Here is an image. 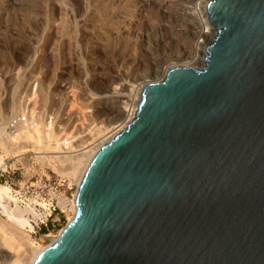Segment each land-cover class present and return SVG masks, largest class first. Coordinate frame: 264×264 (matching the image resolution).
<instances>
[{
	"label": "water",
	"instance_id": "95a60500",
	"mask_svg": "<svg viewBox=\"0 0 264 264\" xmlns=\"http://www.w3.org/2000/svg\"><path fill=\"white\" fill-rule=\"evenodd\" d=\"M206 9L204 67L143 87L34 264H264V0Z\"/></svg>",
	"mask_w": 264,
	"mask_h": 264
},
{
	"label": "rangeland",
	"instance_id": "374dc122",
	"mask_svg": "<svg viewBox=\"0 0 264 264\" xmlns=\"http://www.w3.org/2000/svg\"><path fill=\"white\" fill-rule=\"evenodd\" d=\"M139 1L0 0V157L6 163L0 185L16 200L5 205L28 202L44 219L29 232L0 209V250L7 256L0 264L20 257L30 264L40 234L63 229V205L73 204L78 188L70 173L76 155L120 132L145 83L161 81L170 66L204 67V58L185 60L204 43L197 48L202 40L176 31L177 14L153 2L141 8ZM202 1L188 5L186 16L195 23Z\"/></svg>",
	"mask_w": 264,
	"mask_h": 264
},
{
	"label": "bare ground",
	"instance_id": "6f19581e",
	"mask_svg": "<svg viewBox=\"0 0 264 264\" xmlns=\"http://www.w3.org/2000/svg\"><path fill=\"white\" fill-rule=\"evenodd\" d=\"M118 1H120V0H118ZM193 1L194 0H189V3H188L186 0H140L139 2L141 3V5H140L141 8H142V6L144 7L147 4H150V3L153 2L155 4V6L157 5L156 8H158L160 11L169 10V11H172V13L174 12L173 14H175V15L177 14V17L181 20L182 23H181V25L179 24L180 26H178L176 31L178 33L183 34L184 36H188V37H190L192 34H194L195 35V39H194L195 41H197L199 39L202 40L200 42H198V41L196 42L195 46H197V48H198L199 43H204V46H200V48L202 49L201 52H200V48H199V50H197L196 53H194V54H192L190 52L184 54L185 60L192 59L193 62H198V61H201L204 58V55H206L205 47H207L208 44L212 43V41L214 39V36L216 34V30H215L214 26L212 25V23L209 21V14H208L207 9H206L207 8V4L209 2H211V1H213V0H205V2L202 1L204 3V5H203V3L202 4H197L196 9L198 11L197 14L199 15L198 19L200 18L198 21L195 19L197 21L196 22L197 24L193 21L194 18L193 19L190 18L191 14L189 15L190 17L186 16L187 14H189V12L187 13V9L189 8L188 5L191 2H193ZM186 2H187V4H186ZM191 63H192V61H191ZM190 64L186 63V65H184L183 67H187V68L191 67ZM171 68H175V66H172V67L170 66V67H168L166 69H163L165 74ZM147 83H149V82H147ZM147 83H145V85ZM142 90L139 92L138 101L136 102V105L134 106L133 113L131 114V116L130 117L128 116L129 118L127 119V121H125L123 127H121L122 125L116 127V128L121 127L120 131H122L131 122V120L134 118V115H135L136 110H137V105H138V103H139V101L141 99ZM22 121L23 122H27V119L24 117V120H22ZM11 123H13V125H10V129L15 130L16 126H17V122L14 120ZM13 128H15V129H13ZM15 136H18V135H15ZM110 139H112V137ZM110 139H106V141H103V142H100L99 144H96L95 146L91 147L90 149H87V151H85V149L87 148L86 147L83 151L80 150V151H82L81 153L79 151L77 152V153H80V154H77V155L75 154L76 157L79 155L77 157V163H76L77 166H75L73 168L72 172H70V173H72V174L74 173V174L77 175V179H76L77 186H79V184L81 182V179H82V177L84 175V172H85L89 162L91 161L92 157L94 156V154L103 145H105ZM38 141L39 140H37L36 142H38ZM65 144H66V142H65ZM60 146H62V144L58 143V145H57L58 148L57 149L61 148ZM64 148H66L65 145H64ZM54 159L56 160V159H59V158L54 157ZM74 161H75V159H74ZM5 168H6L5 160H4L3 157H0V170H5ZM14 198L15 197H13L11 188H8L6 186L0 185V209L2 210L1 213L2 214L4 213L5 215H7V217L10 219V221H12L15 224V226L17 225L18 227H20L23 230H28L29 232H33L34 228H33V225L30 223V220H33L34 224L37 225L38 224V220L40 222H43V220H44V219L42 220L43 217H41L40 215L36 214L35 213V209L33 208L34 206L32 207V205L30 203H28V202L24 203L23 205L20 204V205L15 206V209H12L9 206L10 204L9 205H7V204L5 205V203H4L5 200H8V202H10L12 200L14 201L15 200ZM15 202H16V200L14 201V203ZM63 207H64V209H63L64 213H66L68 211L67 212V218H68V222H70L73 219V217L75 215V212H76V199H75V201L73 202L72 205L69 204V203H65L63 205ZM60 232H61V230H60ZM60 232L56 233V234L42 235L41 236V244L42 245L39 248L33 249L31 251V253H30L31 257L29 256L31 259H29L26 254H23L22 258L24 259L27 256V258L29 260H31L30 264H34V262H35L36 258L38 257V255L44 249H46L48 246H50L51 244H53L57 240ZM8 242H10V241H8ZM1 250H2V248H1ZM3 250H4V252L3 251L0 252V259L7 260V256L5 255L6 254L5 253L6 249L3 248ZM27 254H28V252H27ZM21 260H22L21 257L19 259L17 258L15 260H13L14 261L13 264H20Z\"/></svg>",
	"mask_w": 264,
	"mask_h": 264
},
{
	"label": "built area",
	"instance_id": "2783aa9c",
	"mask_svg": "<svg viewBox=\"0 0 264 264\" xmlns=\"http://www.w3.org/2000/svg\"><path fill=\"white\" fill-rule=\"evenodd\" d=\"M21 118H22V120H24V116L21 117ZM10 125H13V123H11ZM45 220L47 221V217L45 218ZM30 223L33 225V228L38 227V224H37V225L34 224V221H33V220H30ZM41 223H43V222H41ZM33 230H34V229H33Z\"/></svg>",
	"mask_w": 264,
	"mask_h": 264
},
{
	"label": "trees",
	"instance_id": "16d2710c",
	"mask_svg": "<svg viewBox=\"0 0 264 264\" xmlns=\"http://www.w3.org/2000/svg\"><path fill=\"white\" fill-rule=\"evenodd\" d=\"M46 230H47V229H43V230H42V233L45 234V233H46Z\"/></svg>",
	"mask_w": 264,
	"mask_h": 264
}]
</instances>
